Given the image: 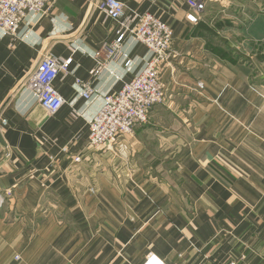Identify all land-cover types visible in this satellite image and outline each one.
<instances>
[{
  "label": "crops",
  "instance_id": "0c3cea01",
  "mask_svg": "<svg viewBox=\"0 0 264 264\" xmlns=\"http://www.w3.org/2000/svg\"><path fill=\"white\" fill-rule=\"evenodd\" d=\"M103 1L54 0L0 32V264H264V0H207L196 26L187 0H121L169 24L180 57L166 101L108 151L90 123L151 53L127 37L93 75L119 35ZM44 56L72 60L56 115L26 86Z\"/></svg>",
  "mask_w": 264,
  "mask_h": 264
},
{
  "label": "built area",
  "instance_id": "2783aa9c",
  "mask_svg": "<svg viewBox=\"0 0 264 264\" xmlns=\"http://www.w3.org/2000/svg\"><path fill=\"white\" fill-rule=\"evenodd\" d=\"M53 3L54 0H0V32L16 39L18 30L28 15H45ZM187 5L189 12L186 21L196 26L206 11L207 0H187ZM98 8L108 19L119 25V35L115 41L104 42L96 53L98 62L93 71L95 77L104 66L99 61L100 58L104 57L107 62L114 61L127 37L135 38L151 53L150 60L138 75L117 94L105 97L103 106L90 123L89 147L108 151L113 148L117 139L130 136L137 128L147 124L153 109L166 101L168 92L162 82V73L166 68L173 69V61L180 54L173 49L174 33L170 25L153 14L137 13L126 18V6L121 0H104ZM71 63L72 60L59 61L52 56H44L26 83L27 88L35 93L39 104L50 115H56L65 104L54 84L60 73H68ZM77 84L82 88L81 96L89 99L94 92L92 87L82 81H77ZM69 159L74 165L81 162L80 157ZM11 196V191L5 192V195L0 194V210ZM144 264L165 263L156 256L149 255Z\"/></svg>",
  "mask_w": 264,
  "mask_h": 264
},
{
  "label": "water",
  "instance_id": "95a60500",
  "mask_svg": "<svg viewBox=\"0 0 264 264\" xmlns=\"http://www.w3.org/2000/svg\"><path fill=\"white\" fill-rule=\"evenodd\" d=\"M0 141H1V139H0Z\"/></svg>",
  "mask_w": 264,
  "mask_h": 264
}]
</instances>
